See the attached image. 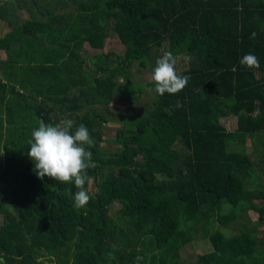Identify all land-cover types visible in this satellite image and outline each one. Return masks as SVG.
Listing matches in <instances>:
<instances>
[{
    "label": "trees",
    "instance_id": "obj_1",
    "mask_svg": "<svg viewBox=\"0 0 264 264\" xmlns=\"http://www.w3.org/2000/svg\"><path fill=\"white\" fill-rule=\"evenodd\" d=\"M3 1L0 19L13 12ZM14 2L28 19L9 16L0 38L16 60L0 62L13 64L0 73L5 264H137V256L138 264H185L180 250L197 232L211 251L193 264H264V205L255 203L264 201V0ZM109 37L122 47L116 58L100 52ZM83 45L97 53L84 56ZM164 52L185 56L178 75L188 84L177 94L151 91L144 113H123L109 141L116 149L102 151L110 103L123 97L133 70H152ZM248 53L259 68L240 65ZM227 117L235 119L231 131L220 122ZM66 120L73 132L85 125L94 141L85 146L96 167L86 170L90 199L80 209L74 183L37 179L27 156L39 122ZM248 211L257 215L253 225L232 233Z\"/></svg>",
    "mask_w": 264,
    "mask_h": 264
},
{
    "label": "clouds",
    "instance_id": "obj_2",
    "mask_svg": "<svg viewBox=\"0 0 264 264\" xmlns=\"http://www.w3.org/2000/svg\"><path fill=\"white\" fill-rule=\"evenodd\" d=\"M256 33L251 34L255 38ZM240 65L248 68H259L260 63L253 53L243 55L239 60ZM176 59L171 52H164L162 57L156 60L155 67L150 74V83L154 84L157 95L177 94L182 91L190 77L178 75L175 70ZM182 104L177 101L174 108H180ZM73 122L66 120L56 125L39 122L37 128L31 133L28 141V158L33 162V171L37 179L48 177L63 183H74L78 191L75 193L74 207L80 209L89 202V195L84 189L85 182L89 180L87 169L95 168L92 162V153L86 149L94 144L88 129L81 124L73 132ZM143 258L136 257L137 264ZM0 264H5L0 254Z\"/></svg>",
    "mask_w": 264,
    "mask_h": 264
},
{
    "label": "rangeland",
    "instance_id": "obj_3",
    "mask_svg": "<svg viewBox=\"0 0 264 264\" xmlns=\"http://www.w3.org/2000/svg\"><path fill=\"white\" fill-rule=\"evenodd\" d=\"M6 3H8V8L10 9L11 6L14 7V0H5ZM26 18V16H25ZM122 51V47L119 45L115 37H109L106 40V44L104 45L103 49L100 52H103L104 54L107 53L110 55L112 58H116L118 53ZM95 53H97L94 50H91L87 47V45H83V54L84 56H92ZM86 58V57H85ZM176 59V64H175V70L177 74H179L182 70L186 68V58L185 56H178ZM152 70H133L132 74H134V77L136 76L135 79L131 80L129 82V86H127V89L121 90L123 91L121 95L123 96L122 98L116 96L114 98V101L110 103L109 105V110L110 114L107 116L109 118V121L105 123L101 130V137L103 138V142L99 144V147H101L102 151H105L107 153H110L116 149V146L109 141H112L114 138V133L117 129L121 128L122 125L119 120H121L123 113L125 114H130V115H137V114H142L144 113L149 106L150 100L152 99V94L151 91L149 90H144V85L141 83H149L150 82V74ZM139 84V85H138ZM112 120V121H111ZM119 121V122H118ZM220 122L223 124L226 130L231 131L235 127V119L233 117H227L220 119ZM175 148L180 149V146L178 144H175ZM245 149L250 154L251 151V146L249 145V142H246ZM251 158L253 156L250 154ZM254 172H258L257 168L254 166L253 167ZM260 177H264L263 173H258ZM263 181L259 182V185ZM91 192L96 191V184H92L89 186ZM256 204L258 205H264V201H255ZM223 208L229 209V205L224 203ZM118 209V206L114 204V206L110 209L109 215L111 217L115 216L114 210ZM237 222L235 223L236 226L237 224L245 223L247 226L253 225L255 220L257 219V215L253 212H245L242 213ZM248 221V223H247ZM209 227L210 230V226ZM264 226H261L259 228V234L258 237H260L261 234V229ZM8 229V226L4 225V223L1 220L0 217V232L6 231ZM223 230L221 231L225 236H230V233H228L225 229L222 228ZM239 227L237 226L236 229H233L232 233L237 232ZM211 251V246L207 239H203L200 237V233L197 232V239L193 240L191 243L185 245L181 250H180V259L183 261L185 264H193L196 260V258L202 254L208 253Z\"/></svg>",
    "mask_w": 264,
    "mask_h": 264
},
{
    "label": "crops",
    "instance_id": "obj_4",
    "mask_svg": "<svg viewBox=\"0 0 264 264\" xmlns=\"http://www.w3.org/2000/svg\"><path fill=\"white\" fill-rule=\"evenodd\" d=\"M4 2L3 0H0V2ZM8 6V5H7ZM6 6V7H7ZM14 6H15V4H14ZM10 9L11 10H13V12L11 13H9L8 15H7V17H6V19H0V38H3L6 34H7V32L9 31V26H8V23H9V19L7 20V18L10 16V22H11V17H15V19H17V22L19 23V22H21L22 20H24V19H28V15H27V12L25 11V10H21V9H16V11L14 12V7L13 6H11L10 7ZM10 9H8V11L10 10ZM25 16H26V18H25ZM14 59V60H13ZM11 61V63L13 62V64H14V62H16V60H15V55L14 54H9V53H7V52H5L4 50H1L0 49V62H3V63H6L7 61ZM12 64V65H13ZM12 65H0V73H2L5 69H8V68H10V69H12L13 68V66ZM20 64H16L15 66H14V68L16 69V67H18ZM4 66V67H3ZM7 72H5L4 74H3V76L6 74ZM0 76H1V74H0ZM5 79H6V77L5 78H2L1 80H0V83L1 84H5ZM15 90L17 91V92H20L22 89H20L18 86H15ZM27 96H28V98H30V97H34L33 95H31V94H29V93H27L26 94ZM30 96V97H29ZM35 98H36V102H40V98H39V96H35ZM31 99V98H30Z\"/></svg>",
    "mask_w": 264,
    "mask_h": 264
}]
</instances>
